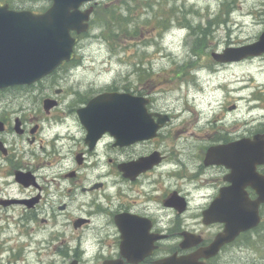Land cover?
<instances>
[{"label":"flooded vegetation","instance_id":"af4514ba","mask_svg":"<svg viewBox=\"0 0 264 264\" xmlns=\"http://www.w3.org/2000/svg\"><path fill=\"white\" fill-rule=\"evenodd\" d=\"M0 3L35 14L52 6L45 0ZM90 8L88 31L71 33L78 40L72 66L83 56L81 44L98 38L93 33L96 16H107L109 0H95L81 10ZM234 64L239 63L213 60L211 79ZM71 65L63 64L59 69L63 75L58 72L44 79L53 84L0 89V235L14 230L15 210L20 208L19 221L28 238L37 232L54 237L49 244L63 243L62 234L69 231L70 256L63 258L69 263L173 264L171 258L193 256L198 264H234V249L255 251L262 258L257 244L264 243V204L259 207V225L234 236V143L248 153L244 142L261 137L264 152V116L244 121V130L234 136L238 107L234 109L233 100L227 105L230 120L208 117V130L200 135L187 127L176 129L173 121L179 117L158 111L154 95L141 91L135 95L147 99L144 118L152 126L165 123L156 137L124 144L105 126L102 134H90L78 112L94 94L71 85ZM197 69L190 68L188 76L199 87ZM194 70L197 74L192 77ZM232 83L220 82V88L234 98ZM112 91L119 90L106 92ZM182 133L187 136L180 143ZM208 153L221 154L230 167L206 162ZM260 155L250 157L255 160L252 173L242 169L235 174V182L245 189L239 193L252 201L258 198L253 186L264 182ZM214 247L218 252L208 256ZM24 248L30 249L29 242Z\"/></svg>","mask_w":264,"mask_h":264},{"label":"rangeland","instance_id":"374dc122","mask_svg":"<svg viewBox=\"0 0 264 264\" xmlns=\"http://www.w3.org/2000/svg\"><path fill=\"white\" fill-rule=\"evenodd\" d=\"M96 18L100 25H95L93 33L98 38L81 45L83 56L78 68L71 71V85H81L94 95L111 89L151 92L158 111L179 117L173 121L176 129L187 127L200 135L208 130V117L218 116L225 122L226 116L230 120L227 105L233 100L238 107L234 111V136L244 130V121L263 118L264 57L222 69L220 76L212 79L209 69L214 66L213 52L259 38L264 30V0H109L107 16L98 13ZM120 20L129 33L116 29ZM198 38L201 40L196 42ZM195 50L203 58L190 62ZM190 68H198L199 87L190 81ZM197 72L190 74L194 77ZM230 80H234V98L225 87L220 88V82L226 85ZM41 83L53 84V80ZM31 100L35 101L33 97ZM256 106L262 110L251 112ZM186 136L182 133L178 142ZM20 212L16 208L14 230L0 235V264H69L63 259L67 253L70 256L69 231L62 234L63 243L56 240L49 244L54 237L37 232L28 238L22 231ZM262 230L264 236V225ZM28 242L30 249L24 248ZM257 247L264 252V243ZM262 256L234 249V264H264V253ZM13 259L18 261L12 263Z\"/></svg>","mask_w":264,"mask_h":264},{"label":"water","instance_id":"95a60500","mask_svg":"<svg viewBox=\"0 0 264 264\" xmlns=\"http://www.w3.org/2000/svg\"><path fill=\"white\" fill-rule=\"evenodd\" d=\"M52 8L43 15L30 12H14L8 6L0 7V89L10 86L31 85L51 74L63 62L74 58L76 40L71 31H86L85 22L91 11L81 13L79 7L91 0H53ZM264 54V32L259 40L250 45L228 48L223 54L214 53L219 62H241ZM145 99L131 94L105 93L92 99L88 107L79 112L90 134H102L105 126L121 142L133 143L156 136L158 125L144 118ZM48 106V104H46ZM110 117V119H108ZM143 117V118H141ZM164 123V122H163ZM245 149H236L234 143V173L255 169L252 156H264L261 137L246 141ZM253 153V154H251ZM212 162L230 167L221 154H208ZM216 160V161H215ZM234 174V236L239 232L257 227L260 223L259 207L264 203V182L253 188L258 194L255 201L239 193L244 187ZM253 175V174H251ZM257 180L255 176L250 177ZM219 247L208 253L216 254ZM174 260V262H173ZM173 264H198L194 257L171 259ZM76 264V263H72Z\"/></svg>","mask_w":264,"mask_h":264},{"label":"trees","instance_id":"16d2710c","mask_svg":"<svg viewBox=\"0 0 264 264\" xmlns=\"http://www.w3.org/2000/svg\"><path fill=\"white\" fill-rule=\"evenodd\" d=\"M112 23L114 24V25H116V22L114 21V19H113V15H112ZM116 29H118L119 31H120V33H129V28L127 27V26H122V22H121V20L120 21H118V25H117V27H116ZM114 33V32H113Z\"/></svg>","mask_w":264,"mask_h":264}]
</instances>
